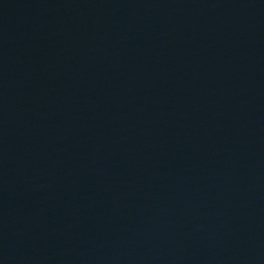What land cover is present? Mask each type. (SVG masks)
Listing matches in <instances>:
<instances>
[{
    "label": "water",
    "instance_id": "95a60500",
    "mask_svg": "<svg viewBox=\"0 0 264 264\" xmlns=\"http://www.w3.org/2000/svg\"><path fill=\"white\" fill-rule=\"evenodd\" d=\"M0 264H264V0H0Z\"/></svg>",
    "mask_w": 264,
    "mask_h": 264
}]
</instances>
